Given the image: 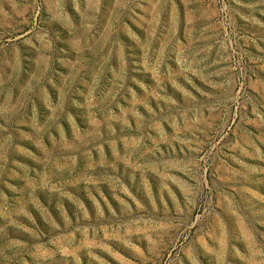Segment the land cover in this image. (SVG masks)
<instances>
[{"label":"rangeland","instance_id":"rangeland-1","mask_svg":"<svg viewBox=\"0 0 264 264\" xmlns=\"http://www.w3.org/2000/svg\"><path fill=\"white\" fill-rule=\"evenodd\" d=\"M0 264H264V0H0Z\"/></svg>","mask_w":264,"mask_h":264}]
</instances>
